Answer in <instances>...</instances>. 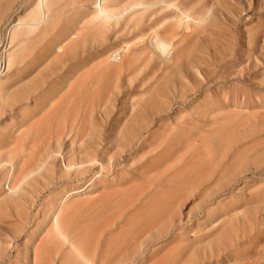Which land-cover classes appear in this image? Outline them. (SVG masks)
<instances>
[{"label": "rangeland", "instance_id": "obj_1", "mask_svg": "<svg viewBox=\"0 0 264 264\" xmlns=\"http://www.w3.org/2000/svg\"><path fill=\"white\" fill-rule=\"evenodd\" d=\"M155 29L169 60L112 59ZM0 61V160L29 149L21 188L0 169V264L39 242L38 264H77L47 232L60 200L118 240L106 263L140 239L167 264H264V0H0Z\"/></svg>", "mask_w": 264, "mask_h": 264}, {"label": "bare ground", "instance_id": "obj_2", "mask_svg": "<svg viewBox=\"0 0 264 264\" xmlns=\"http://www.w3.org/2000/svg\"><path fill=\"white\" fill-rule=\"evenodd\" d=\"M40 4L43 9V0H40ZM143 7L146 6L143 2L136 3ZM130 9H134L136 6L135 4H130ZM101 8V5L99 4ZM127 7V6H126ZM125 7V8H126ZM177 8L184 16L177 17L178 20H182L183 18L186 21L190 20H204L211 10H208L202 17L194 18L191 15L185 13L178 7ZM108 17H113L114 14L104 12ZM120 13V12H119ZM117 13V14H119ZM115 14V15H117ZM167 24L166 20H163L158 23L157 27L165 26ZM12 29L8 30V40L10 38V32ZM173 38H166L164 37L157 29L144 33L135 38V40L131 43H126L122 46V49H114L112 54V59L114 61H122L123 52L125 49L130 48L132 45H137L140 43H145L148 47L159 50V54L165 59L169 60L171 57V49L173 46ZM62 47V42L57 45V48ZM6 67V64L3 65V61H0V73ZM33 145V144H32ZM32 148V147H31ZM8 155V158L4 160H0V169L5 170L10 179H12V186L8 184V189H5L6 192H13L16 189L22 187L23 182L26 180L23 176V173L26 170L27 159L29 154V149L24 147H18L13 152L8 150L5 153ZM4 186V183H3ZM71 204L66 200H60L56 207L52 210L49 219L50 221L49 226L47 228V232L50 234H55L57 237V243L59 246L65 247V257L68 259L74 260L77 264H93L95 261L97 264H117V260H113L109 263H106L105 260L108 258L111 250L115 247L116 241L115 238H111L109 242L106 243V246L99 248V236L104 228L103 224L96 223L95 225H91L92 228L90 229V223L87 222H79L77 221L76 224L73 223L75 220L74 215L66 213V211L70 208ZM113 218L112 220H114ZM73 228H70V227ZM91 232V233H88ZM92 237H90L91 235ZM89 236V237H88ZM46 238H43V254H44V243ZM138 243L141 245V259L136 261H132V264H167V258L165 255H161L158 258H153L150 254L147 253L148 247L152 246L153 243L148 244L143 243L142 240L139 239ZM40 242L36 244L33 248V257L29 264H38L40 258V249H41ZM114 245V247H112ZM55 251V250H54ZM99 251V252H98ZM57 252V251H56ZM55 252V253H56ZM64 257V255H63ZM44 259V257H43ZM50 259V256H48ZM171 263V262H170ZM174 264V263H171Z\"/></svg>", "mask_w": 264, "mask_h": 264}]
</instances>
